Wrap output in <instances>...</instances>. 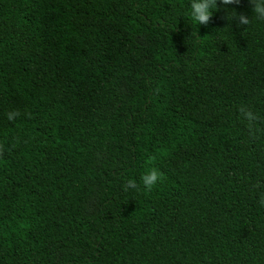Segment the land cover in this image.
<instances>
[{"label":"trees","instance_id":"trees-1","mask_svg":"<svg viewBox=\"0 0 264 264\" xmlns=\"http://www.w3.org/2000/svg\"><path fill=\"white\" fill-rule=\"evenodd\" d=\"M188 3L0 0V264H264V22Z\"/></svg>","mask_w":264,"mask_h":264},{"label":"clouds","instance_id":"clouds-1","mask_svg":"<svg viewBox=\"0 0 264 264\" xmlns=\"http://www.w3.org/2000/svg\"><path fill=\"white\" fill-rule=\"evenodd\" d=\"M248 2L252 6L253 15L251 17L243 13L238 14L234 8L228 7L229 5H238L240 0H189L186 16L188 20L196 26L191 36L199 38L197 34L198 26L208 25L213 14L220 10V6H223L226 12V19L230 23L235 22L237 26H249L253 20L264 22V0H248ZM239 111L242 119L249 122V124L257 119L256 114L250 109L241 107ZM18 115L19 113L17 111H10L6 114V118L8 121H13ZM162 178L159 169L153 167L140 175L139 183L135 179H127L123 185V190L125 192L129 190L136 191L139 190L140 186L145 190H151ZM259 204L261 207H264V196L260 198Z\"/></svg>","mask_w":264,"mask_h":264}]
</instances>
